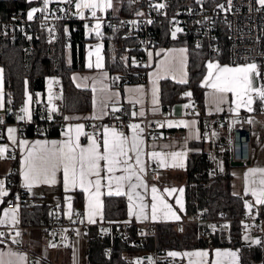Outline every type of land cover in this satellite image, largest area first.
<instances>
[{"label": "trees", "instance_id": "trees-1", "mask_svg": "<svg viewBox=\"0 0 264 264\" xmlns=\"http://www.w3.org/2000/svg\"><path fill=\"white\" fill-rule=\"evenodd\" d=\"M162 1L168 12L190 7L196 2V0ZM204 2L205 6L210 8L217 7L219 4L227 5V0H204ZM118 3L119 14L130 15L137 12L140 7L133 4L131 0H118ZM37 4L42 3L27 0H0V21L14 20L18 16L25 17L26 11ZM54 5L49 4L51 8ZM69 6L73 4H61L65 13L56 22L54 40H47L46 30L35 25L33 29L24 28L13 34L3 32L0 28V66L3 68L5 107L9 103L14 107H20L24 100L26 86L33 93L41 91L45 88L47 77L52 75L60 78L64 112H82L91 109L90 90L76 87L71 81L70 73L84 69L86 42L94 39L95 36L86 34L83 22L74 14L67 16ZM119 14L109 15L104 21L103 41L105 66L111 74L112 81L117 80L116 85L122 87L125 83L144 82L148 67L138 65L143 52L132 49L134 40L125 37L122 29L111 27L110 23L117 20L120 17ZM150 28L156 30L158 38L156 45H185L189 51L187 83H177L169 79L160 81L162 107L173 105L179 100L181 93L189 90L191 103L202 110L204 87L201 85V79L206 69L205 61L212 54L204 45L195 42L194 34L188 28L177 33L176 38L172 37V32L167 29L164 21H155ZM220 32L222 51L216 57L227 62L226 31L221 27ZM29 36L31 39H28ZM39 105L41 104L35 105L33 120L24 125L21 135L29 137L42 134L56 135L61 130L58 123L47 122L41 117L37 112ZM4 113L6 121L12 122L13 112L6 108ZM124 114L127 116L126 111ZM203 116L201 115V118ZM195 144L201 147V151L188 154L185 169L186 217L202 214L208 219H215L224 214L229 221L222 223V230L205 231V224L179 221L147 225L143 234L138 233L137 225H131L128 227L127 235L115 231L112 236L101 237L97 231H94L96 230L94 227L85 234L88 238L86 264H136L133 257L129 256L130 253L137 251L151 253L154 248L166 253L169 249L227 246L240 248L241 264H264L263 246L245 245L241 240V219L247 211L242 198L231 192L230 149L227 139L221 152L213 153L210 143L206 140ZM25 196H27L26 192ZM81 203V196L77 194L74 204L80 207ZM261 209L264 212V206ZM49 210L46 203L31 204L29 201L28 205L21 209V223L40 224L42 220L50 216ZM103 214L105 221L112 223L113 229H116L120 223L124 222L127 214L125 198L116 195L105 196ZM225 224L228 225L227 228L223 227ZM130 241L134 244L130 245Z\"/></svg>", "mask_w": 264, "mask_h": 264}, {"label": "crops", "instance_id": "crops-1", "mask_svg": "<svg viewBox=\"0 0 264 264\" xmlns=\"http://www.w3.org/2000/svg\"><path fill=\"white\" fill-rule=\"evenodd\" d=\"M29 2H39L42 3V0H27ZM66 4L62 2H58V0H52L50 4ZM74 14L78 17V20L83 22L84 29L87 35L93 36L94 39L86 42L85 47V58H84V69L75 70L70 73V78L73 84L82 89H88L91 92V109L88 111L82 112H69L66 113L67 119L66 124L58 134L49 135L42 134L37 136H24L20 134L18 126L12 122H6L1 126L0 133V145H7V152L5 153V158L0 159V179L5 181V188L8 190L9 194L18 189H24L26 195L31 202L37 204L46 203L49 206L50 213H59L68 222L73 223H81V224H89L90 229L84 230L81 227L75 229L74 237L70 238L68 235L63 236L60 239L53 241L44 240L43 232L40 228H33L27 234L22 232L19 237H15L19 243H13L12 238L10 240H5L3 237L0 238L3 242L0 243V252L7 253L8 251H14L19 254H22L25 257L23 264H28V261L32 259L35 264H86V258L88 253V238L86 237V233L91 230V228H96L105 221L103 209H104V198L108 196L109 189L105 186L102 187L101 191L104 193L101 196V200L103 203L102 215L103 218L96 217V223H88L86 218V206H87V194L84 193L81 189L76 188L70 191H65L63 187V176L62 172L57 173V183L54 185L50 184H39L35 185L31 191L24 188L23 185V177L21 175L22 171V160L23 156L26 154V150L21 149L19 147L20 140H27L29 142V146H31L32 142L37 140H47L51 141H63L66 139L64 136V131L69 124H84V131L86 132L87 123L93 116L99 117L97 119L106 120L112 111L113 108L123 109L126 111L127 116L130 118L129 124L137 123L140 124L141 128L144 130L142 138L144 140L143 151L144 155L142 159L146 162V171L142 174L143 180L147 185V191L144 188H137V192H139L144 197V202L146 204L151 203V187L154 185L157 189L160 190V193L164 196L165 200L171 204L176 210L177 214L180 216L179 220L173 219H165L158 218L153 221L150 218L147 220H138L136 217H129L128 215V198L127 196H123L127 203V214L125 219L123 220L127 224L130 225H141L146 224L148 222H152L154 224L157 223H177L184 218H186L185 212V169L187 166V156L191 152H199L201 151V147L196 145L195 143L206 140L211 145V151L221 152L224 149V144L228 135V128L221 126L218 122L214 121L210 124V134L209 138L205 139L202 137V128L205 126V118H210L219 114H227L232 112L230 109L234 107L231 103L232 96L231 94L227 97V102L220 105L221 111L216 110V105L213 103V96L211 94V90L207 87H204L203 93V109H199L195 107L191 102V96H185L184 93L190 92L189 90L184 91L180 94L179 100H177L173 105L170 106L169 111L164 113V108L162 107L160 100V81L162 79H169L174 82L180 83L181 79H186L188 81V58L189 51L188 47L185 45H172V46H161L155 45L151 49H149L145 53V65L148 67L146 80L144 82L137 83H125L122 87L114 86L112 83V77L109 70L105 66V55H104V41H103V33H104V25L101 21V33L102 35L97 37L94 32H92V28L97 22L95 19L91 17V13L89 10H84V18L81 19L80 16L76 15L75 8V0H73ZM42 4H37L31 6L26 13L24 14L27 17L28 11L31 8L37 7L39 8ZM119 8L118 0H113V7L111 9H107L105 12L109 15H117ZM123 15V14H119ZM87 25V27H86ZM92 34V35H91ZM101 45L100 48V56L101 62L103 64L102 69H97L95 67L88 68L87 64L91 59V62L95 64L96 61V49L95 45ZM181 49H185V52H181ZM89 52L92 53L91 58L89 57ZM151 53V56L149 55ZM181 60H183V64H181ZM218 62L220 65H228L226 61H221L216 56H210L205 61V73L201 79L202 81L205 75H207V64L208 62ZM173 64L171 71L165 70L166 65L169 63ZM259 70L261 72V67L259 64ZM234 67V66H233ZM0 70H2V79H0V93H2V97H0V101L3 102L4 107L0 108V113L4 112L5 103H4V78H3V68L0 66ZM87 77V80L84 78ZM75 78V79H74ZM79 85V86H78ZM256 85L260 86L261 78L256 81ZM51 87V92L54 95V105H62L61 101V91H60V78L57 76H48L45 83V88L41 91H36L33 93L26 86L24 93V100L20 108L24 107L25 102L27 100L28 95L32 96V101L29 104V110L32 114L31 120L25 119L20 120L23 123L27 124L32 122L33 116L35 113V105L37 104H45L48 107V95L49 88ZM96 89L93 91V89ZM102 88H106V90L101 91ZM153 88L156 89V99L158 103L153 105L152 100V92ZM110 98V99H109ZM101 101H107V106L101 111ZM136 101H141L140 103ZM189 103L191 105L192 113H186L185 105ZM254 111L249 113L246 109L241 108L239 112H245L246 120L251 118L253 123L250 124L251 127V143H250V159L246 164L241 165H231L229 172L231 174L230 179V187L231 192L235 195H238L242 198L243 205L247 200L254 204L255 198L251 195V193H246L245 188L247 186L246 182V173L251 168H264V118L260 115V111L263 109L261 107L259 101L253 104ZM143 111L144 115L140 116L139 112ZM136 112L137 115L133 116L132 113ZM234 113V112H232ZM165 114V115H164ZM201 115H204L201 118ZM213 115V116H212ZM153 117L158 120L159 124H164L167 120L173 121H195V125L192 128H186L183 126L180 127H167L166 124L163 127L159 126L158 132L159 136L157 137H149V131H147L145 127V118ZM203 121H202V120ZM126 127L123 132L125 135L131 137L132 131L128 127ZM15 128L17 131L15 133L17 143L13 144L12 141L8 139L7 129ZM108 128H113V126H105ZM104 127V128H105ZM103 131V130H102ZM216 135H213V133ZM197 135L199 138H196ZM97 138H102V132L97 136ZM80 142L82 145H87L88 141L86 137H81ZM195 144V145H193ZM8 151L11 152V155H8ZM156 152H181L185 151L187 155L183 158L184 167H165L161 168L157 165V163L149 158V153ZM134 163V161H133ZM103 164V162H102ZM169 164H171V160H169ZM16 170L15 172L13 170ZM156 170L158 173L159 179L157 181L149 179V171ZM122 172L117 171L116 175H121ZM102 176H106L105 172L101 173ZM133 182L135 183V177L133 178ZM102 184L106 185L107 180H102ZM172 189L175 188L177 190L183 188V194L179 191L168 195V193L164 192V189ZM114 190V189H113ZM125 191H127V185L125 186ZM77 194L81 196L82 203L80 207L75 206L74 202L77 197ZM9 196V195H8ZM72 197V209L73 216L71 220L65 215V211L67 208L66 197ZM181 198L184 209L180 211L179 206L176 204V199ZM3 198V203H0V216L3 215V209L5 208V199ZM260 208H263L264 205H258ZM245 208V207H244ZM262 210V209H261ZM245 211H247L245 209ZM18 219L21 221V211H18ZM43 221V220H42ZM41 221V222H42ZM83 221V222H81ZM250 225L245 231L244 225ZM3 226H12V225H0ZM16 226V225H15ZM77 232L79 234H77ZM98 233V231H97ZM249 236L250 239L245 240L244 236ZM255 239L261 240V246H263L264 233H255L253 227L250 222L241 219V240L245 245H257L253 244L251 241ZM50 244H55L57 247H50ZM219 249L221 251H234L237 252V264H241V251L239 247L236 246H227V247H194V248H181V249H169L166 251V254L169 252H197V251H207L209 256L207 257L208 264H212L215 260V250ZM140 252V251H137ZM135 252L129 254V256L133 257ZM168 256V255H167ZM172 260L176 262V264H189L190 257L187 256H177L170 257Z\"/></svg>", "mask_w": 264, "mask_h": 264}, {"label": "snow or ice", "instance_id": "snow-or-ice-1", "mask_svg": "<svg viewBox=\"0 0 264 264\" xmlns=\"http://www.w3.org/2000/svg\"><path fill=\"white\" fill-rule=\"evenodd\" d=\"M52 0H42L43 7H33L27 13V19L33 20L34 15L38 12H47L48 5ZM62 3H73V0H58ZM258 4L264 7V0H257ZM228 8L225 9L223 4L217 5L218 8L224 11H231L232 0H227ZM113 7V0H75L76 15L84 18V10L87 9L91 13V17L97 22L92 28V32L97 37L101 36V19L97 16V12H103ZM155 8L163 9L166 7L164 3H160L154 6ZM137 15H143V13H137ZM59 18V17H57ZM152 21H148L151 23ZM131 23L135 24L136 21ZM87 27V25H86ZM183 29L176 27L171 35L176 38L177 33L182 32ZM28 39H31L29 36ZM101 45H95V64L89 60L87 64L88 68L102 69L103 64L100 56ZM182 53L185 49L180 50ZM151 56V53H149ZM92 53L89 52L91 58ZM135 62V61H133ZM183 64V60H181ZM173 64L170 62L166 65L165 70L171 71ZM2 73V70H0ZM261 78V72L259 66L255 63H246L237 66L220 65L218 62H208L207 64V75L204 76L202 86L207 87L211 90L213 96V103L216 105V110L221 111L220 105L227 102L229 94L232 96L231 103L234 105L230 110L236 114H239L241 108L246 109L249 113L253 112V104L259 101L261 107H264V85L257 86L256 81ZM2 79V75H0ZM75 79V78H74ZM87 80V77L84 78ZM118 79V78H117ZM180 83H187L186 79H181ZM79 86V85H78ZM96 89L94 88L93 91ZM106 90L102 88L101 91ZM185 96H191L190 92L184 93ZM153 105L158 103L156 99V89L153 88L152 92ZM2 97V93H0ZM54 95L49 88L48 95V108L49 116L48 119H52V113L57 112V108L54 105ZM110 99V98H109ZM32 101V96L28 95L24 107L21 108V115L18 116L19 120H31V112L29 110V104ZM140 103L141 101H136ZM107 106V101H101V111ZM191 105H185L190 107ZM3 102L0 101V108H3ZM113 112L119 111L117 108L112 109ZM133 116L137 113L133 112ZM140 116L144 115L143 111L139 112ZM92 118H99L93 116ZM65 119H70L65 117ZM239 121H233L238 123ZM247 123H253V120L249 118ZM2 123V121H0ZM195 121H173L167 120L164 124H158V126L171 127H186L192 128L195 125ZM131 129V137L125 135L123 132L118 131L115 128L105 127L102 131V138L87 133L84 131V124H69L65 131L64 136L66 139L63 141H41L37 140L32 142L29 146L27 140H20L19 147L26 150V154L22 160V171L23 187L29 191L35 185L39 184H50L54 185L57 183V173L62 172L63 176V187L65 191H70L76 188L81 189L87 194V206H86V218L88 223H96V217L103 218L102 208L103 203L101 200L102 187L109 189L108 195L116 196H127L128 198V215L129 217H136L138 220L151 219L153 221L158 218L179 220L180 216L174 210L173 206L169 204L164 196L160 193L154 185L151 187V203L146 204L144 197L137 192V188H144L147 191V185L143 180L142 174L146 171V162L142 159L144 155L143 145L144 140L142 138L143 129L140 124L133 123L128 125ZM15 128L9 127L7 129L8 139L13 144L17 143L15 136ZM213 135H216L214 132ZM87 138V145H82L80 142L81 137ZM196 138H199L197 135ZM7 145H0V159L5 158L7 152ZM149 158L157 163L161 168L165 167H179L183 168V158L187 155L185 151L181 152H156L153 151L148 154ZM171 160V164H169ZM134 161V163H133ZM103 162V164H102ZM122 172L121 175H116V172ZM105 172L107 175L102 176L101 173ZM135 177V183L133 178ZM106 179L107 184H102V180ZM247 186L245 188L246 193H251L255 198L254 204L249 201L244 202V207L248 211V214H252V209L255 205H264V168H251L246 173ZM127 185V191L125 186ZM114 189V190H113ZM179 191L183 194V188L177 190L175 188H165L164 192L171 195L174 192ZM9 192L5 188V181L0 179V203H3V198L8 196ZM19 200V196L16 197ZM67 208L65 215L71 220L73 216L72 209V197H66ZM176 204L179 206L180 211H183L184 205L181 198L176 199ZM18 210L19 204L15 207L4 208L3 215L0 216V225H18ZM52 213H50L51 215ZM83 222V221H81ZM215 230V225H211ZM223 227L227 228L225 224ZM245 231L250 225L245 224ZM66 231V230H65ZM77 234H79L77 232ZM21 233L17 230L15 237H19ZM5 237V232L0 231V238ZM12 238L13 243H19L18 240ZM245 240L250 239L249 236H244ZM3 241L0 240V243ZM253 244H261L260 239L251 241ZM50 247H57L55 244H50ZM169 257L187 256L190 257L189 264H208L207 257L209 253L207 251L197 252H169ZM25 257L14 251H8L7 253L0 252V264H23ZM136 264H142L141 261L137 260ZM212 264H237V252L234 251H221L215 250V260Z\"/></svg>", "mask_w": 264, "mask_h": 264}, {"label": "built area", "instance_id": "built-area-1", "mask_svg": "<svg viewBox=\"0 0 264 264\" xmlns=\"http://www.w3.org/2000/svg\"><path fill=\"white\" fill-rule=\"evenodd\" d=\"M131 2L139 5V10L130 15H120L110 25L113 29H122L125 37L134 40L132 49L142 50L143 54L138 60L139 66L145 65V53L157 43L156 30L155 28H150L155 21L166 22L167 29L171 32L176 27L183 29V31L188 28L194 34L195 42L199 45H204L214 56L220 55L222 51L220 32V28L222 27L226 31L228 41L227 63L232 66L252 62L259 64L261 67V83L264 85V7L260 6L257 0H232L231 11H224L218 7L210 8L205 6L204 0H196L194 5L178 9L174 12H168L166 7L159 10L154 7L157 4L163 3L162 0H131ZM227 8L228 3L225 6V9ZM64 13L65 11L61 8V4L56 3L53 8L48 5L47 12L36 13L31 21L27 17L22 16H18L14 20L0 21V28L3 32L13 34L24 28L33 29L35 26H39L46 30L47 40H54L56 37V22ZM137 13H143V15H137ZM66 14L67 16L74 14V7L69 6ZM97 16L104 22L107 20L108 13L98 11ZM132 21H136V23L133 24L131 23ZM148 21L152 22L148 23ZM112 83L116 86L117 80L112 81ZM186 105L190 104L187 103ZM6 108L13 112V123L18 126L21 134L25 125V123L18 119V116L22 114L21 108L14 107L10 103L6 105ZM48 108L47 105L41 104L38 106L37 112L47 122L54 121L63 128L67 120L65 119L66 114L62 105H56L57 112L51 114L52 119H48ZM169 108L170 106H166L163 112L167 113ZM192 112L191 106L186 107V113ZM246 115L245 112H239V114L229 112L205 118L202 137L205 139L209 138L211 122L216 121L221 126L228 128L227 144L230 149V160L246 164L250 159L251 146V127L246 122ZM260 115L264 118V107L260 111ZM0 121H2L0 123L1 133V126L7 122L4 112L0 113ZM129 121L130 118L125 116L123 109H119V111L110 112L106 120L90 119L87 123L86 132L98 136L107 125L113 126V128L120 132H124ZM144 121L146 129L149 131V137L159 136L158 120L153 117H146ZM233 121L239 122L233 123ZM8 155H11L10 151H8ZM13 171L15 172L16 170L14 169ZM149 179L155 181L159 179L156 170L149 171ZM17 196H19V200L16 199ZM17 203L19 204L18 211H21L23 206L28 205L29 199L25 196L24 189L20 188L10 193L5 199V208L15 207ZM242 220L250 222L255 233H264V212L260 206L255 205L251 215L247 211ZM225 221L227 222L229 219L224 214L215 219H208L200 214L181 220L182 223L205 224V231H221L222 223ZM147 225H154V223L148 222L137 225L138 233L143 234ZM211 225L216 226L215 230L210 227ZM129 226L131 225L122 222L116 229H113L112 223L103 221L97 227V231L101 237L112 236L115 231L116 233L127 235L129 234ZM37 227L43 232L44 240L46 241L57 240L65 235L73 238L75 229L78 227L84 230L90 229L89 224L68 222L61 214L54 213L40 224L24 225L20 221L16 226L0 227V231L5 232V237H3L5 240H10L15 236L17 230L20 233L24 232L27 234L30 230ZM132 244L134 242L130 241V245ZM133 260L135 262L139 260L142 264H176L166 253L159 251L157 248H154L151 253H139L133 257ZM28 264H35V262L30 259Z\"/></svg>", "mask_w": 264, "mask_h": 264}, {"label": "water", "instance_id": "water-1", "mask_svg": "<svg viewBox=\"0 0 264 264\" xmlns=\"http://www.w3.org/2000/svg\"><path fill=\"white\" fill-rule=\"evenodd\" d=\"M231 165H241V162L231 161Z\"/></svg>", "mask_w": 264, "mask_h": 264}, {"label": "rangeland", "instance_id": "rangeland-1", "mask_svg": "<svg viewBox=\"0 0 264 264\" xmlns=\"http://www.w3.org/2000/svg\"><path fill=\"white\" fill-rule=\"evenodd\" d=\"M263 242H264V240H263ZM263 248H264V243H263ZM140 252H136L134 255H133V257L134 256H136V255H138Z\"/></svg>", "mask_w": 264, "mask_h": 264}, {"label": "bare ground", "instance_id": "bare-ground-1", "mask_svg": "<svg viewBox=\"0 0 264 264\" xmlns=\"http://www.w3.org/2000/svg\"><path fill=\"white\" fill-rule=\"evenodd\" d=\"M213 116V115H212ZM227 137H228V135H227Z\"/></svg>", "mask_w": 264, "mask_h": 264}]
</instances>
